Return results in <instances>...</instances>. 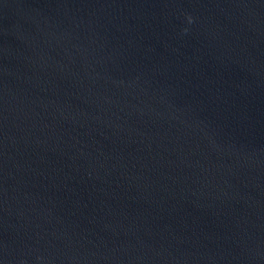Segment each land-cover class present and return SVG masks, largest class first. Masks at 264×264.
Wrapping results in <instances>:
<instances>
[{
  "label": "water",
  "instance_id": "obj_1",
  "mask_svg": "<svg viewBox=\"0 0 264 264\" xmlns=\"http://www.w3.org/2000/svg\"><path fill=\"white\" fill-rule=\"evenodd\" d=\"M0 264H264V0H0Z\"/></svg>",
  "mask_w": 264,
  "mask_h": 264
}]
</instances>
